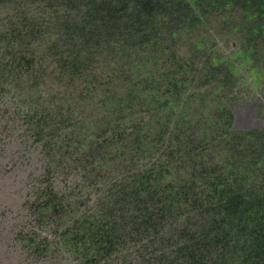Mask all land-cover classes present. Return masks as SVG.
Returning a JSON list of instances; mask_svg holds the SVG:
<instances>
[{
  "label": "trees",
  "instance_id": "trees-1",
  "mask_svg": "<svg viewBox=\"0 0 264 264\" xmlns=\"http://www.w3.org/2000/svg\"><path fill=\"white\" fill-rule=\"evenodd\" d=\"M0 44V88L61 91L19 101L32 137L107 186L69 223L49 185L31 204L67 250L264 264V126L235 127L237 106L264 120V0H0Z\"/></svg>",
  "mask_w": 264,
  "mask_h": 264
},
{
  "label": "rangeland",
  "instance_id": "rangeland-1",
  "mask_svg": "<svg viewBox=\"0 0 264 264\" xmlns=\"http://www.w3.org/2000/svg\"><path fill=\"white\" fill-rule=\"evenodd\" d=\"M230 51L226 47L225 52ZM4 54L3 44H0V59ZM41 90L42 93L33 92L31 96L23 97L10 88H0V264H84L77 254L60 244L58 221L50 217L37 220L31 214V204L43 199L42 194L49 185L70 205L72 210L64 214L69 223L73 213H94L107 186L102 174L92 179L95 184L84 186L80 163L74 161L76 155L69 157V150L58 145L48 152L43 151L41 143L27 130L25 106L19 101L30 100L33 94L35 97L42 95V98L61 96L55 84ZM54 101L58 105L56 97ZM255 106L253 103L247 108H235L236 128L264 126V120L255 118ZM84 110L86 114L89 112L87 107ZM30 239L47 244L43 255H38L29 246ZM136 244H127L128 247L100 264H141L137 252L139 244ZM124 260L130 263H124Z\"/></svg>",
  "mask_w": 264,
  "mask_h": 264
}]
</instances>
